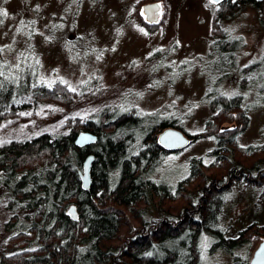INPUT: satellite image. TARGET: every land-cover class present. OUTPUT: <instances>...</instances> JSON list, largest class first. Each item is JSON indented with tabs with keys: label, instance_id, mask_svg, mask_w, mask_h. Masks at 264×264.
I'll return each mask as SVG.
<instances>
[{
	"label": "trees",
	"instance_id": "obj_1",
	"mask_svg": "<svg viewBox=\"0 0 264 264\" xmlns=\"http://www.w3.org/2000/svg\"><path fill=\"white\" fill-rule=\"evenodd\" d=\"M248 2L255 7L252 0L211 6L212 51L229 59L228 65L235 62L238 43L228 39L223 24ZM256 4L264 19V1ZM139 6L130 18L156 31L159 27L143 24ZM30 70L0 71V122L17 118L25 105L15 103L22 98L67 103L78 95L67 83L38 84ZM242 71L248 75L253 66ZM250 81L245 77L240 88ZM206 98L212 114L195 133L186 129L184 117L107 107L94 118L70 119L64 132L0 144L2 209L9 216L0 264H205L201 240L206 235L211 251L229 254L232 264H249L264 226L250 224L232 237L220 221L225 193L237 185L258 188L259 202L264 200V144L240 145L250 122L241 96L209 91ZM169 127L189 134L190 145L208 138L215 143L209 153L213 162L193 158L189 177L175 187L154 179L168 156L181 152L158 144ZM81 132L94 134L96 141L78 148ZM89 155L94 156L92 184L85 191L81 172Z\"/></svg>",
	"mask_w": 264,
	"mask_h": 264
},
{
	"label": "rangeland",
	"instance_id": "obj_2",
	"mask_svg": "<svg viewBox=\"0 0 264 264\" xmlns=\"http://www.w3.org/2000/svg\"><path fill=\"white\" fill-rule=\"evenodd\" d=\"M150 1L164 5L154 32L130 18ZM211 18L208 0H0V71L30 67L38 84L50 88L63 82L78 93L67 103L20 99L15 106H25L17 118L0 122V144L64 132L70 119L94 118L107 107L184 117L186 129L195 133L212 114L209 91L241 96L250 122L240 145L264 144V19L248 2L224 21L228 39L238 43L235 62L228 65L229 59L212 51ZM250 66L253 71L244 74ZM245 77L251 81L241 89ZM214 147L210 138L197 140L168 156L154 179L177 186L189 177L193 158L213 162ZM260 191L237 185L225 193L220 226L229 236L253 223L264 226ZM3 193L0 187V252L9 219ZM211 240L207 235L201 240L205 264H232L229 254L211 251Z\"/></svg>",
	"mask_w": 264,
	"mask_h": 264
},
{
	"label": "water",
	"instance_id": "obj_3",
	"mask_svg": "<svg viewBox=\"0 0 264 264\" xmlns=\"http://www.w3.org/2000/svg\"><path fill=\"white\" fill-rule=\"evenodd\" d=\"M213 4H222L226 0H209ZM144 23L149 26L159 25L163 18V4L162 2L150 3L142 6L140 9ZM97 137L89 132L80 133L75 141L78 148H83L93 144ZM192 142V137L186 132L169 127L162 131L158 136V144L169 152H178L186 149ZM94 161V156L89 155L83 163V171L81 172L82 189L89 191L91 179V167ZM70 213L74 214V208H70ZM249 264H264V240L255 249Z\"/></svg>",
	"mask_w": 264,
	"mask_h": 264
},
{
	"label": "flooded vegetation",
	"instance_id": "obj_4",
	"mask_svg": "<svg viewBox=\"0 0 264 264\" xmlns=\"http://www.w3.org/2000/svg\"><path fill=\"white\" fill-rule=\"evenodd\" d=\"M209 1V0H208ZM252 1H254V4H255V8L257 7V4L256 3H260V2H263L264 0H252ZM155 2H161V1H150V2H146V3H143L142 5H140V9L142 8V6H144V5H146V4H150V3H155ZM224 3V2H223ZM222 3V4H223ZM163 4V3H162ZM219 5H221V4H218V5H216V4H213V3H211L210 1H209V6L211 7V6H219ZM163 7H164V5H163ZM139 9V10H140ZM163 14H164V10H163ZM139 15H140V11H139ZM141 16V15H140ZM141 18H142V16H141ZM162 20H163V18H162ZM162 20H161V22H162ZM142 21H143V24H145L144 23V20H143V18H142ZM161 22H160V24H161ZM160 24L159 25H154V26H149V25H147V24H145L146 26H149V27H158V26H160ZM263 25H264V21H263V23H262Z\"/></svg>",
	"mask_w": 264,
	"mask_h": 264
}]
</instances>
